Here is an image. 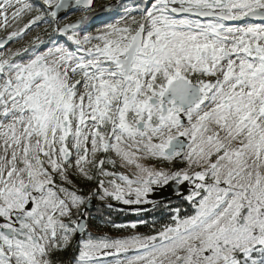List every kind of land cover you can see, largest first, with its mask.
<instances>
[{
    "label": "snow or ice",
    "instance_id": "1",
    "mask_svg": "<svg viewBox=\"0 0 264 264\" xmlns=\"http://www.w3.org/2000/svg\"><path fill=\"white\" fill-rule=\"evenodd\" d=\"M0 31V264H264V0H0Z\"/></svg>",
    "mask_w": 264,
    "mask_h": 264
},
{
    "label": "trees",
    "instance_id": "2",
    "mask_svg": "<svg viewBox=\"0 0 264 264\" xmlns=\"http://www.w3.org/2000/svg\"><path fill=\"white\" fill-rule=\"evenodd\" d=\"M73 19H75V18H73ZM165 202H167V200ZM97 207H100L99 202H97ZM116 208L117 209H124L123 211H119V212H114L113 213V219H115L117 223L127 222V221H131V220H135L137 218V214L134 211H132V210H128V209L121 208V207H117V206H116ZM95 210L96 209H93L94 212H95ZM101 211L103 212V209L102 208H101ZM142 218L143 219H148V220H151L152 219L151 216H144ZM103 230L104 229H102V231ZM139 231H141V232H147L148 229L141 227L139 229ZM110 234L116 235L118 233L113 232V233H110ZM70 255L71 254L69 253L68 256H66V259L67 258H70Z\"/></svg>",
    "mask_w": 264,
    "mask_h": 264
},
{
    "label": "rangeland",
    "instance_id": "3",
    "mask_svg": "<svg viewBox=\"0 0 264 264\" xmlns=\"http://www.w3.org/2000/svg\"><path fill=\"white\" fill-rule=\"evenodd\" d=\"M107 0H97V5L99 4H103V3H106ZM76 15H79V13H77ZM75 18V15H73L71 17V19ZM42 27H46V25L42 26ZM41 31L40 28H35L33 29L31 32L28 33L27 36L24 37V39L22 41H20V43H25L27 42L36 32H39ZM5 33L3 31H0V36L4 35ZM16 45H13V47H15Z\"/></svg>",
    "mask_w": 264,
    "mask_h": 264
},
{
    "label": "water",
    "instance_id": "4",
    "mask_svg": "<svg viewBox=\"0 0 264 264\" xmlns=\"http://www.w3.org/2000/svg\"><path fill=\"white\" fill-rule=\"evenodd\" d=\"M175 196L173 195V193L170 190H165L164 192L158 194L155 199H164V198H174ZM117 207H121V208H125L128 210H132L134 206H123L121 204H117Z\"/></svg>",
    "mask_w": 264,
    "mask_h": 264
},
{
    "label": "flooded vegetation",
    "instance_id": "5",
    "mask_svg": "<svg viewBox=\"0 0 264 264\" xmlns=\"http://www.w3.org/2000/svg\"><path fill=\"white\" fill-rule=\"evenodd\" d=\"M168 199H171V200H175V197L172 199V198H164V200L166 201V200H168ZM122 205V204H121ZM123 206H126V205H123Z\"/></svg>",
    "mask_w": 264,
    "mask_h": 264
}]
</instances>
